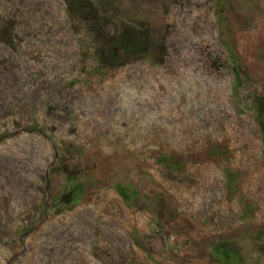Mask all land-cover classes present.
Returning <instances> with one entry per match:
<instances>
[{
	"label": "rangeland",
	"instance_id": "374dc122",
	"mask_svg": "<svg viewBox=\"0 0 264 264\" xmlns=\"http://www.w3.org/2000/svg\"><path fill=\"white\" fill-rule=\"evenodd\" d=\"M68 1L0 0V264H264V0Z\"/></svg>",
	"mask_w": 264,
	"mask_h": 264
},
{
	"label": "trees",
	"instance_id": "16d2710c",
	"mask_svg": "<svg viewBox=\"0 0 264 264\" xmlns=\"http://www.w3.org/2000/svg\"><path fill=\"white\" fill-rule=\"evenodd\" d=\"M90 1L91 0H69L68 2H71L73 5L82 4L91 14L98 15L96 13L97 9L94 8V5L87 4ZM103 43L105 46L108 45V47H104L105 50L102 48V52H106L104 57H107V59L112 60L113 62L116 59L120 60L144 55L148 47V41L144 35L132 26H122L120 29L115 30L112 34L104 33ZM119 65H123V63ZM237 79H239L238 75ZM260 112L261 115L264 114V106L263 110ZM117 190L125 201L130 200V197L133 196L131 194L129 195L125 188L118 187ZM74 198L75 194H73V192H68L61 197V200H64L66 203H70ZM212 254L215 255L217 259L224 262V264H244L240 252L236 249V247H232V244H229L228 242H217L213 247Z\"/></svg>",
	"mask_w": 264,
	"mask_h": 264
}]
</instances>
